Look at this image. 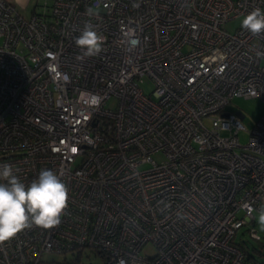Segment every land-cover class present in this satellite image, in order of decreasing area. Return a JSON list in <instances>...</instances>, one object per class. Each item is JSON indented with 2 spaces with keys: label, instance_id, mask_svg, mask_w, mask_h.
<instances>
[{
  "label": "built area",
  "instance_id": "2783aa9c",
  "mask_svg": "<svg viewBox=\"0 0 264 264\" xmlns=\"http://www.w3.org/2000/svg\"><path fill=\"white\" fill-rule=\"evenodd\" d=\"M257 8L50 0L25 18L0 0V164L68 188L61 223L0 243V264H81L44 256L86 248L103 264H253L235 236L264 208V114L240 144L244 115L224 108L264 101V31L225 25ZM86 24L95 56L76 44Z\"/></svg>",
  "mask_w": 264,
  "mask_h": 264
},
{
  "label": "clouds",
  "instance_id": "9594fccd",
  "mask_svg": "<svg viewBox=\"0 0 264 264\" xmlns=\"http://www.w3.org/2000/svg\"><path fill=\"white\" fill-rule=\"evenodd\" d=\"M241 27L252 34L264 31V13L254 9L247 14ZM103 37L90 24H86L76 44L84 49L85 56L101 51ZM11 164H0V243L33 227L52 229L61 223L68 207V188L52 170H42L37 179L26 185ZM259 224L264 227V208L259 212ZM119 264H125L121 259Z\"/></svg>",
  "mask_w": 264,
  "mask_h": 264
},
{
  "label": "rangeland",
  "instance_id": "374dc122",
  "mask_svg": "<svg viewBox=\"0 0 264 264\" xmlns=\"http://www.w3.org/2000/svg\"><path fill=\"white\" fill-rule=\"evenodd\" d=\"M44 2L47 3L48 6L50 5V0H32L27 8L22 9V13L27 16L30 14V10L32 8H35L38 13H41L44 11ZM241 22L242 19L240 18L230 21L225 25V29L232 33L241 24ZM141 87L145 94H149L153 88L150 81H145ZM224 109L226 112L240 111L244 115V118L242 119L244 130L239 132L238 137L240 144H245L249 137L248 133L253 129L255 122L262 116V114H264V101L259 98L245 99L242 97H235L230 100L229 104L225 106ZM153 158L157 162L162 160L159 154L154 155ZM254 216L255 220L252 224H246L237 231L235 242L244 244V247L251 252L258 262H264V227L259 224V213L255 212ZM250 227L252 230L256 231L260 240L257 241L250 236L248 232ZM145 249L147 250V253L152 252L150 245H148ZM258 251H261L262 254L259 255ZM77 257L78 255L76 252H69L61 255L48 254L44 256V259L55 262H68L69 260L77 259ZM79 262L81 264H103L102 259L96 257L95 252L89 248L82 250Z\"/></svg>",
  "mask_w": 264,
  "mask_h": 264
},
{
  "label": "crops",
  "instance_id": "0c3cea01",
  "mask_svg": "<svg viewBox=\"0 0 264 264\" xmlns=\"http://www.w3.org/2000/svg\"><path fill=\"white\" fill-rule=\"evenodd\" d=\"M8 2H10L11 4H13L15 6V8L17 9V11L25 18L30 17L34 12H37L35 10V8H32L30 10V14L25 16L22 13V9L27 8V6L31 3L32 0H6Z\"/></svg>",
  "mask_w": 264,
  "mask_h": 264
},
{
  "label": "trees",
  "instance_id": "16d2710c",
  "mask_svg": "<svg viewBox=\"0 0 264 264\" xmlns=\"http://www.w3.org/2000/svg\"><path fill=\"white\" fill-rule=\"evenodd\" d=\"M255 220V219H254ZM254 221L251 222V224L253 223ZM239 248L241 249L242 253H243V257H244V260H246L247 262H251L253 264H264V262H258L255 257L251 254L250 251H248L245 247H244V244L242 243H237L235 242ZM258 254L261 255V251H258ZM79 257H80V253L78 254V257H77V260H79ZM97 257V256H96Z\"/></svg>",
  "mask_w": 264,
  "mask_h": 264
}]
</instances>
